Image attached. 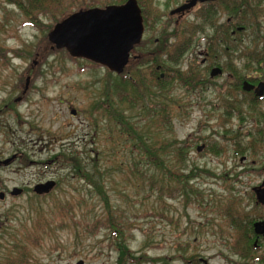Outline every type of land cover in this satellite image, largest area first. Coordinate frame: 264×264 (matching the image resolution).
Wrapping results in <instances>:
<instances>
[{"label": "rangeland", "instance_id": "obj_1", "mask_svg": "<svg viewBox=\"0 0 264 264\" xmlns=\"http://www.w3.org/2000/svg\"><path fill=\"white\" fill-rule=\"evenodd\" d=\"M18 1L21 0H0V54L10 62L8 66L0 63V100L8 98L6 95L10 93L12 99L17 97L14 89L25 84L21 75L34 60L35 47L41 52L37 67L42 75L32 82L35 91L29 95L28 102L12 103L10 110L2 112L0 161L14 155L21 158L8 166L0 165V191L3 186L32 189L37 183L48 180L58 185L46 197H37L29 190L19 198L0 201V248L4 259L20 258L22 264H77L79 261L85 264H189L199 260L207 264H264L259 262V258L264 259V247L254 248L248 227L261 213L255 206L252 190L262 181L264 141L244 156L234 147L242 138L241 134H247L251 123H240L234 113L222 118L230 122L224 126L219 122L222 111L211 113L214 105L224 102L220 101L222 96L213 88L209 90L213 93L200 96L196 90L187 89L191 86L186 87L175 73L169 72L167 76L173 82L166 95L178 104L171 107L169 130L155 126L158 134L154 136L165 142L173 138L187 142L189 147L194 142L208 148L202 153L191 149L182 168H172L173 164L169 163L172 149L161 156L168 161L165 166L169 170L181 172L183 169L184 175L194 176L188 182L196 195L174 192L168 198V193L162 196L151 191L146 181L130 171L135 156L126 143L130 140L128 134H123L117 120L110 119L105 110L98 107L109 95L115 111L124 113L131 123H138L145 116L139 104L130 110L129 105L120 102L115 87L123 84L119 75L110 74L106 68L90 61L72 58L65 50L51 52L49 48L47 37L51 28L63 15H71L79 8L71 9L74 2L71 5L67 2L63 5H70V10L53 8L44 17L38 15L41 23L30 27L24 26L30 15ZM183 2L185 0H154L152 23L148 28L145 26L142 44L132 53L131 64L123 75L147 79V84H153L152 65H141L134 59L152 56L155 51L161 54L164 45L178 43V32L173 37L174 30L187 24H200L197 11L192 10L175 27L178 19L170 18V12ZM258 3L256 14L249 13L253 18L245 34L244 48L256 58L253 61L258 60L260 64L251 65L247 55L243 61H235L236 81L246 75L264 81V0ZM54 17L58 21H54ZM197 32L190 51L177 65H169V71L181 68L184 73L189 64L196 65L200 61L199 56H202L198 52L205 46L202 37L210 36L211 32L209 29L200 31V27ZM247 63L249 71H244ZM223 83L224 80H219L218 88ZM126 89L130 92L129 86ZM150 92L158 94L155 89ZM237 96L236 92L233 97ZM244 97L246 102L251 98ZM240 107L246 112L248 105L242 103ZM71 110H77L79 115L73 116ZM258 110L264 113V103ZM149 124L144 121L142 126ZM261 125L263 130V123ZM111 127L113 132H110ZM237 130L241 133L235 140L233 133ZM65 155H74L81 161L82 170L93 175L103 195L86 180L73 178L71 166L63 160ZM154 168L150 173L166 178L167 185L177 184L168 178L167 172ZM110 216L124 225L119 239L109 229L107 218ZM16 246L18 250L13 251Z\"/></svg>", "mask_w": 264, "mask_h": 264}, {"label": "trees", "instance_id": "obj_2", "mask_svg": "<svg viewBox=\"0 0 264 264\" xmlns=\"http://www.w3.org/2000/svg\"><path fill=\"white\" fill-rule=\"evenodd\" d=\"M128 0H21L18 1L19 6L21 5V8L28 14L33 16H43L47 13H51V10L58 9V11L63 10L65 8H69L70 5L74 2V8L71 6V9H77L79 10H89L93 8H105L110 5H124ZM238 1V3H242V5L239 7L237 5L234 6V9L231 10V14L233 16L237 17L239 14L238 11L240 8L242 11H247L248 14H256V10L259 8V0H235ZM69 2L70 5H67L64 7L65 3ZM153 2L154 0H138L139 6L142 9V14L144 16V24L148 28L149 25L152 23V17H154L155 11L153 10ZM62 3V4H61ZM64 4V5H63ZM79 5V6H77ZM242 15V14H240ZM69 15L65 14L63 15L62 19L58 21L57 17H54V21H58L57 23L61 22L63 19L68 17ZM250 16V15H249ZM253 18V17H252ZM249 17L248 26L252 25V19ZM207 22L210 24L211 20V11H207L206 14ZM56 23V24H57ZM54 27V26H53ZM51 28V30L53 29ZM198 26L197 24L195 26H192L191 24H187L184 27H181L178 30V36L179 41L178 43L174 44L172 47L169 48V50L166 49V46L164 45V49L162 47V53H156L151 57L150 55H146V57L141 56L140 62L148 65L150 58L154 61V63H161V62H168V64H178L182 58L190 51L192 46L195 44V37L197 35ZM167 50V51H166ZM236 51H239L235 49ZM166 51V52H165ZM242 56L248 57V60L250 61L251 65H254L255 63H258V66L260 62L258 60L255 62L253 59H256L255 57H252L251 54H249L248 49L240 50ZM71 57V56H70ZM166 57V58H165ZM144 58L147 60L144 61ZM144 62V63H143ZM151 71V69H150ZM110 72V71H109ZM173 72L176 74V77L180 79L185 86H194L196 78L195 74L192 71L191 73H183L180 70H172L168 71ZM167 73V75H168ZM111 74V72H110ZM155 73L150 72V77L153 81V84L150 85L147 84L144 79H140L138 77H132L129 78L127 75H120L119 78L125 84H116L117 93L120 99V102L122 104L129 105V109L132 110L136 108V106L139 104L141 107L143 113H145V116L142 117V119L136 123H131L130 120L127 119V117L124 115V113H121L119 111H115L114 109V102L110 100L109 95H107L106 102L99 104V108H103L105 111V114L110 118L117 120L118 125L120 127V130L122 133H127L130 140H126V143L129 144L130 152L135 156L133 159V162L130 166V171H133L132 173H137L140 179L146 181L148 185L150 186L151 191H157L162 196L167 195V193L170 195L168 198H171L175 193H180L183 196H189V194H197L193 188L189 186L188 179H192L194 176L191 174L184 175L181 172H177V170L174 169H168L165 166V163H168L167 160H163L161 156H165L168 149H172V155L171 160L169 163H172V168H176L179 166V168H182V166L185 167L186 165V157L189 152L190 147L188 146L187 142H180L176 139L171 138L168 140V142L161 141L158 139V137L154 134H158V128L155 126H158L161 129L169 130L172 123L171 120H169V117L171 115L170 110L172 106H175L178 104L176 102L174 104V98L166 95V91L171 86V83L173 81H169L166 79L164 80H157L154 78ZM131 79V80H130ZM148 81V80H147ZM124 86V87H123ZM130 87V92L126 89V87ZM153 89L158 91V94H152L150 91ZM133 91V92H132ZM248 97L251 98L248 99L247 102V111H246V119L247 122L251 123V128L246 129L247 134H241L242 138L239 139L237 136L240 131L237 130V132L233 133V136H236L235 140L239 141L235 142L234 147L236 148V152L240 155H245L246 152L251 153L253 149L260 145L263 135L262 130V113L258 110L259 108V99H257L254 94H245ZM170 101V102L166 101ZM176 101V100H175ZM231 102V101H228ZM227 111L228 114L231 116L234 113H237V117L240 116L242 121H245L243 116V108L240 107L238 103L235 101L232 103L227 104ZM239 114V115H238ZM145 118H147V121ZM146 121V123H150L149 125H143V122ZM261 125V127H260ZM154 128V130L152 129ZM113 127L110 128V132H113ZM153 131V133H152ZM156 132V133H154ZM122 134V135H123ZM63 160L66 162L68 166H71L72 175L73 178H80L81 180H86L88 183L94 185L98 192L103 195V190L98 186L96 181L93 179V175L90 176V173L84 172L85 170H82L81 161L74 155L63 156ZM96 162V161H95ZM152 167H155V170H161L167 172L168 178L174 180L177 184L176 185H167L166 184V178L158 177L153 173H150V170ZM167 168V169H166ZM186 170V169H185ZM193 173V172H191ZM106 199V198H105ZM187 200H191L190 198H186ZM108 220V226L109 229L113 232V236L117 239L121 238L122 230L124 229V225L122 222L116 220L113 216H110L107 218ZM105 225V224H104ZM103 225V226H104ZM99 227V225H98ZM98 230V229H97ZM115 232V234H114ZM124 238V237H122ZM1 247V246H0ZM15 249L18 250V246H16ZM0 248V264H22L19 259H4V255H1ZM121 253L124 255V248L122 247ZM7 257V256H6Z\"/></svg>", "mask_w": 264, "mask_h": 264}, {"label": "flooded vegetation", "instance_id": "obj_3", "mask_svg": "<svg viewBox=\"0 0 264 264\" xmlns=\"http://www.w3.org/2000/svg\"><path fill=\"white\" fill-rule=\"evenodd\" d=\"M191 0H185V2H183L179 7L175 8L174 10H172L170 12V18H175L177 17V22L175 24V27L178 26V23H180V21H183L187 18V15L190 14V12L192 10H196L197 14V20L200 21V24L197 23V26L200 27V31L203 29H209L210 36H204L202 37L205 43V46H203V48L199 49L198 54L201 55L202 57L199 59L200 61L194 65V64H189V66L187 68H189L187 71H185L184 73H191L192 71L195 74V84H194V88L188 87L187 89H194L197 92L200 93L201 95H205L207 96L209 93H213L212 91H209L213 88V91H215L216 94L221 97L220 101H224L221 104H216V105H211L213 106V110L211 113L215 114L218 111H222L220 118H224L225 116H230L228 114L227 111V104L228 103H232L233 101L237 102L239 105L243 103V105H246L247 102V98H245V94H254V96L259 99V105L264 103V95L262 97H257L255 94V91H246L244 89L245 87V83H251L252 85H254L256 88L264 83V81L260 78L256 79H251V77L249 75L244 76L243 78H239L237 81L234 78L235 75V66H234V62L235 61H243L245 59L244 56L240 55L241 51L245 49L244 47L246 45H244V39H245V34L249 29V26L247 25V23L249 22V14L247 11H242V9L240 8V10L238 11V15L237 17L233 16V14H231V10L234 9V2L235 0H215V1H208L205 3H198L194 8L187 10L185 12H180V13H176L173 14V12L177 11L178 9H180L181 7H183L184 5L188 4ZM16 4V3H15ZM17 5V4H16ZM242 3H238L237 6H241ZM211 11V20H210V24L207 22L206 19V14L207 11ZM228 13H226L227 11ZM226 11V12H225ZM233 11V10H232ZM225 12V13H224ZM242 14V15H240ZM144 19V16H143ZM28 22H25L24 26H30V27H34L35 25L38 24V22L40 21V19L37 16H33L30 15V20H27ZM145 21V20H144ZM41 23V22H39ZM35 24V25H33ZM144 26H146L144 24ZM52 31V30H51ZM50 31V32H51ZM145 31H146V27H145ZM206 31V30H205ZM49 32V33H50ZM175 32H178V30H174V34L173 37L175 36ZM243 35V37L241 38V36ZM49 36V34H48ZM177 36V33H176ZM47 40L49 41L48 37ZM177 43V42H176ZM175 43V44H176ZM142 44V43H141ZM156 45L159 44V42L157 41L155 43ZM174 44H170V42L167 44V49L169 50L170 47H172ZM140 46V45H139ZM138 46V47H139ZM198 46L200 47V44H198ZM197 46V47H198ZM136 47V49L138 48ZM49 48L51 50V52H57L58 50H53L52 49V44H50L49 42ZM135 49V50H136ZM235 49L239 50L236 51ZM135 50L133 52H135ZM25 52V50H23V53ZM11 53V52H9ZM3 55V54H2ZM154 55V53H153ZM152 55V56H153ZM229 56V58H227L226 56ZM41 57V52L40 50H38V47H35V54L33 56L34 60L32 61V63L30 64V66H27L24 70L23 73L21 75L22 78H25V84L23 85V87H18V89H14L15 93L17 94L15 98L12 99V93L7 94L6 96L8 98L4 99V100H0V104L2 105V103L4 105H0V118L2 116V112L4 111H8L11 109V105H23L26 102H28V98L29 95L35 91L33 90V86H32V82L35 80H38V78H40L41 71L38 70V58ZM151 57V56H149ZM7 59L4 56H1L0 54V63L3 62L4 66H8L10 64L9 61H6ZM140 62V58L136 57L134 59V61ZM149 63L151 66V72L155 73L154 78L157 80H164L167 78V73L169 71V65H177V64H168V62L166 63L161 62V63H154V61L150 58ZM131 64V61H130ZM129 64V65H130ZM248 63L246 64V68H244L243 70H248ZM181 69V68H180ZM179 69V70H180ZM238 70H240L239 68H236ZM214 70H220L221 73L217 76H212L213 71ZM229 72V73H228ZM228 74V75H227ZM226 75V77H224ZM219 80H224V83L219 86L220 88H218V82ZM258 81V82H257ZM256 82V84H254ZM187 87V86H186ZM207 91H209L207 93ZM236 92L239 94V97L237 96V98H234L233 96L236 94ZM198 93V94H199ZM247 96V95H246ZM226 97H228L227 99H225ZM233 98V100H231V98ZM243 97V98H241ZM231 101V102H228ZM13 103V104H12ZM225 109V112H223V109ZM243 108V107H242ZM71 114H72V110H71ZM73 115V114H72ZM79 113L77 111L76 115L73 116H78ZM239 115V114H238ZM246 112L243 108V118L245 119V121H242L241 117L238 116V120L241 123H248L247 119H246ZM219 122H222L223 125L226 124H230L229 121L226 120H221ZM262 122H263V126H264V113H262ZM225 126V125H224ZM241 127V126H240ZM262 142L264 141V127H263V135H262ZM196 149L197 153H202L204 151H206V149L208 148L207 145L203 144V145H196L193 143L190 144V149ZM13 158V159H12ZM12 158V161L8 164H12L14 163L16 160L20 159L21 156L18 155H14ZM8 159V160H10ZM7 161V160H5ZM4 161H0V165H3ZM7 165V166H8ZM260 176L262 178V181L260 183L259 186L253 188L252 192L254 194L255 197V206L258 207L261 211L259 218L252 220L250 222V226L248 223V227H250L251 230V240L253 243L254 248H263L264 247V234H257L255 231V224L257 223H262L264 225V204L259 203L258 202V198H257V194L255 192L256 188H259L262 192H264V168L261 169L260 172ZM48 181L45 182H39L37 183L32 189L27 188V187H23V188H18V187H13L11 189L5 188V186H3V190L0 191V201H6L9 198H19L21 196H24L29 190L33 191L34 194L37 197H46L48 195H50L57 187V182H56V187L54 188V190H52L49 194H44V195H38L35 192V187L37 185L40 184H46ZM53 181V180H51ZM2 186V183L0 182V187ZM15 189H19L22 190L23 192L20 195H13V192ZM3 194V195H2ZM3 196V197H2ZM250 233V231H249ZM264 263V259L263 258H259V262ZM198 263H204L202 262V260L199 261H194V262H190L189 264H198Z\"/></svg>", "mask_w": 264, "mask_h": 264}, {"label": "water", "instance_id": "obj_4", "mask_svg": "<svg viewBox=\"0 0 264 264\" xmlns=\"http://www.w3.org/2000/svg\"><path fill=\"white\" fill-rule=\"evenodd\" d=\"M208 1L215 0H191L173 14ZM144 34V19L139 3L137 0H128L124 5L78 11L58 23L49 33L48 39L53 50H65L72 58L90 61L113 74L122 75L130 64L133 51L141 45ZM220 73V70H214L212 76ZM244 89L255 91L257 97L264 95V83L256 88L246 82ZM72 114L76 115L77 110H72ZM12 159L4 161L3 165L7 166ZM55 187L56 182L49 181L37 185L35 192L38 195L49 194ZM22 192L15 189L13 195ZM255 192L258 202L264 204V192L259 188ZM255 231L259 235L264 234V225L255 224ZM77 264L85 262L79 261Z\"/></svg>", "mask_w": 264, "mask_h": 264}]
</instances>
